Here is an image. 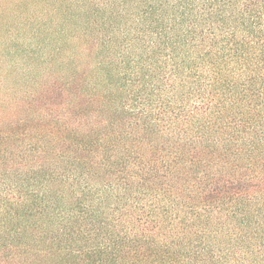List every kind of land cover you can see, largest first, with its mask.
Instances as JSON below:
<instances>
[{
    "label": "trees",
    "instance_id": "16d2710c",
    "mask_svg": "<svg viewBox=\"0 0 264 264\" xmlns=\"http://www.w3.org/2000/svg\"><path fill=\"white\" fill-rule=\"evenodd\" d=\"M0 264H264V0H0Z\"/></svg>",
    "mask_w": 264,
    "mask_h": 264
}]
</instances>
